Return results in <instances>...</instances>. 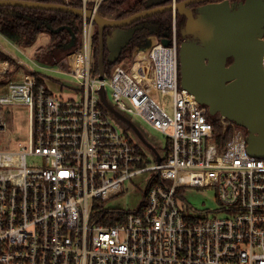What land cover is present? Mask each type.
<instances>
[{"label": "built area", "instance_id": "built-area-1", "mask_svg": "<svg viewBox=\"0 0 264 264\" xmlns=\"http://www.w3.org/2000/svg\"><path fill=\"white\" fill-rule=\"evenodd\" d=\"M175 17L167 46L149 36L127 69L124 60L103 79L91 73L92 20L84 19L80 44L58 65L78 83L76 99L49 93L39 82L49 75L0 59V139L10 108L26 129L15 150H0V264H264V158L248 154L247 131L215 115L233 127L220 143L208 108L181 88ZM101 86L117 110L165 136L152 166L109 120ZM148 170L156 173L137 211L104 208ZM188 188L215 190L212 215L184 213Z\"/></svg>", "mask_w": 264, "mask_h": 264}, {"label": "water", "instance_id": "water-1", "mask_svg": "<svg viewBox=\"0 0 264 264\" xmlns=\"http://www.w3.org/2000/svg\"><path fill=\"white\" fill-rule=\"evenodd\" d=\"M146 0V9L123 20L102 18L92 10L84 11L66 5L32 1L0 0V7H21L45 11H61L96 25L99 44L98 74L105 73V62L115 64L129 45L137 28H128L140 19L164 12H174L185 18L179 46V75L182 89L193 94L199 104L208 108L212 116L218 115L247 131V152L255 158H264V0L208 2L209 0ZM190 8V5H195ZM112 33L104 39V32ZM47 29L53 34L70 29L60 26ZM155 34L154 30H151ZM169 34H162L161 42L167 46ZM187 37H191L190 39ZM75 35L71 33L68 49L74 47ZM105 50L107 56L105 57ZM105 108L122 119L143 140L135 126L117 110L108 105L99 92ZM158 161L160 158L157 156Z\"/></svg>", "mask_w": 264, "mask_h": 264}, {"label": "rangeland", "instance_id": "rangeland-1", "mask_svg": "<svg viewBox=\"0 0 264 264\" xmlns=\"http://www.w3.org/2000/svg\"><path fill=\"white\" fill-rule=\"evenodd\" d=\"M134 2L135 0H130L127 4H132ZM96 31V26H93V33ZM50 36L51 34L48 31H44L31 46L19 47L12 44L10 41H7L4 37L0 35V53L7 57H11V59L12 57H14L15 59L23 63L24 67L29 70H35L40 73L49 75V77L42 76V79H44L43 84L45 85L49 93L53 95L60 94L63 96L64 99H76L80 97L78 83L72 80L71 78H68L67 76L61 74L58 69V65L61 63V61L74 48H58V50H56L49 57H46L45 60L41 63H38L34 58L35 54L38 53V49L45 47V44L49 42ZM76 38L77 39L75 46H78L82 40V34H79ZM183 38L186 39V37ZM187 38L190 39L191 37ZM145 42H147V40ZM125 60L126 64L124 69H127V66L129 65L130 61L126 58ZM24 74V71H17L14 77L21 78ZM104 94L108 105L117 110L112 98L111 90L107 88ZM10 110L12 113L10 114V117L8 119L10 131L7 135L4 134L3 136H1L0 141H2L3 138L7 140L11 139V144L13 145L12 147L10 146V148H8V146L4 147L3 144H0V150H11V148L15 150V145L20 141L19 138H25L26 129L21 124L23 118L17 117V113H15L14 109L10 108ZM117 111H119V113L125 119H128L133 124V126L137 128L143 140H145L147 143L157 149L160 155L163 154L166 142L165 136L161 132L159 133L158 131L154 130L151 126H148L144 120L134 115H131L128 112H123L120 110ZM24 113H26L25 110ZM107 116L113 126L116 127L117 130L120 132V134L124 135V137L131 140L132 143H134L139 148L141 154L144 156L146 167L152 166L154 164V153L152 148H150L145 142H142L138 138L131 126H129L122 119L114 115L111 111H108ZM242 130L246 131L244 127L242 128ZM27 162L28 164H32L30 159H28ZM155 173L156 172L153 170H148L141 175L132 177L130 180L125 182V191L117 197L112 198V200L105 202L103 204L104 208H117L124 211H137L143 203L144 196L146 193V187ZM179 200L180 205H183V211L186 214H195L193 210L196 209L198 212H205L207 215H212L213 213H211V211L217 207L216 192L212 188L185 189Z\"/></svg>", "mask_w": 264, "mask_h": 264}, {"label": "trees", "instance_id": "trees-1", "mask_svg": "<svg viewBox=\"0 0 264 264\" xmlns=\"http://www.w3.org/2000/svg\"><path fill=\"white\" fill-rule=\"evenodd\" d=\"M23 1V0H19ZM37 3H48V4H60L66 5L71 8L81 9L82 0H27ZM130 0H102L97 8V13L102 18H112L123 20L124 18L138 14L145 10L146 0H135L132 4H127ZM185 0H176V2H183ZM222 0H209L208 2H221ZM242 0H230V2H239ZM171 0L169 1V3ZM195 5H190V8H194ZM173 13L164 12L156 14V16L147 17L140 19L139 21L126 26L125 28H137L132 39L129 41V45L123 50L119 57L118 63L130 56L134 51L135 47L140 46L145 39L152 35L151 29L157 28L155 35L157 38H161L162 34L166 29L170 32L172 29ZM175 25H177V42L179 46L185 40L182 36V31L185 28V18L176 13ZM50 26L52 29H57L60 26H67L70 32L67 30L61 31L58 34H53L47 29ZM82 18L73 16L72 14L61 12V11H45L35 10L21 7H0V35L12 44L25 47L31 46L37 39V37L44 31H48L51 34L49 43L38 49L36 54L37 61L42 62L46 57L53 54L58 48L67 46L70 41L71 33L75 35V38L81 33ZM112 29L107 28L104 32V39L111 34ZM97 31L93 33L91 44V73L96 75L98 73V55H99V44H98ZM105 50V57L107 56ZM1 60H7L16 68L18 67L16 61L0 53ZM115 66L109 62H105V72L108 74L110 70ZM43 80L39 79V82ZM209 120L214 125L215 133L220 143L226 142L227 138L231 136L233 132L232 126H226V129L219 123L218 116H209ZM239 127V126H238Z\"/></svg>", "mask_w": 264, "mask_h": 264}, {"label": "crops", "instance_id": "crops-1", "mask_svg": "<svg viewBox=\"0 0 264 264\" xmlns=\"http://www.w3.org/2000/svg\"><path fill=\"white\" fill-rule=\"evenodd\" d=\"M66 1H67V0H66ZM92 6H93V0H90L89 3L87 4V7H86L87 9L84 10V11H90V10H92ZM81 9H82V7H81ZM82 10H83V9H82ZM96 12H97V11H96ZM84 19H85V18L82 19V25H83V21H84ZM111 19H112V18H111ZM85 20H86V19H85ZM87 21H88V20H87ZM93 26H96V25H95V24L93 23V21H92V28H93ZM81 28H82V26H81ZM111 29H112V28H111ZM125 29H126V28H125ZM82 31H83V28H82L80 34H82ZM112 31H113V29H112ZM112 31H111V33H112ZM50 32H51V31H50ZM42 33H43V32H42ZM42 33H41V34H42ZM41 34H40V35H41ZM40 35H39V36H40ZM92 35H93V33H92ZM39 36H38V37H39ZM38 37H37V38H38ZM152 37H153L154 39L157 38L156 36H152ZM161 38H162V37H161ZM161 38H160V39H161ZM50 39H51V36H50ZM70 39H71V38H70ZM76 39H77V38H75V40H74V47H76V46H75ZM49 41H50V40H49ZM48 43H49V42H48ZM48 43H47V44H48ZM47 44H45V46H46ZM129 44H130V43H129ZM74 47H73V48H74ZM125 48H126V47H125ZM125 48H124V49H125ZM122 52H123V51H122ZM121 54H122V53H121ZM131 54H132V53H131ZM35 56H36V54H35ZM35 56H34V58H35V60L37 61V59H36ZM120 56H121V55H120ZM130 56H131V55H130ZM130 56H127V57H125V58L128 59ZM118 59H119V58H118ZM124 60H125V59H122V61H124ZM43 61H44V60H43ZM118 61H119V60H118ZM122 61H121V62H122ZM37 62H38V63H41L40 61H37ZM121 62H120V63H121ZM116 64H119V63L117 62V63H115V65H116ZM25 68H26V67H25ZM26 70H29V69L26 68Z\"/></svg>", "mask_w": 264, "mask_h": 264}, {"label": "flooded vegetation", "instance_id": "flooded-vegetation-1", "mask_svg": "<svg viewBox=\"0 0 264 264\" xmlns=\"http://www.w3.org/2000/svg\"><path fill=\"white\" fill-rule=\"evenodd\" d=\"M194 9H195V8H194ZM151 30H154L155 32H157V28H153V29H151ZM151 30H150V31H151ZM171 30H172V29H171ZM166 31H167L168 34L170 35L171 31L169 32L168 29H166L165 32H166ZM150 36H155V35L152 34V35H150ZM148 37H149V36H148ZM148 37H147V38H148ZM161 37H162V36H161ZM145 41H146V39H145ZM145 41H144L142 44H144ZM135 48H136V47H135Z\"/></svg>", "mask_w": 264, "mask_h": 264}, {"label": "bare ground", "instance_id": "bare-ground-1", "mask_svg": "<svg viewBox=\"0 0 264 264\" xmlns=\"http://www.w3.org/2000/svg\"><path fill=\"white\" fill-rule=\"evenodd\" d=\"M263 68H264V60H263Z\"/></svg>", "mask_w": 264, "mask_h": 264}]
</instances>
